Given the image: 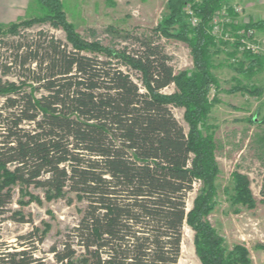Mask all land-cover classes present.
Masks as SVG:
<instances>
[{
    "label": "trees",
    "instance_id": "16d2710c",
    "mask_svg": "<svg viewBox=\"0 0 264 264\" xmlns=\"http://www.w3.org/2000/svg\"><path fill=\"white\" fill-rule=\"evenodd\" d=\"M40 1L51 11L41 22L62 27L67 39L44 30L21 34L37 23L32 19L10 25L18 38L1 44L0 264H179L186 225L201 264H250L248 248L229 251L208 219L218 172L208 124L216 102L210 94L220 86L213 21L224 9L238 16L224 8L230 0H169V15L152 34L126 31L117 47L85 41L60 0ZM227 27L264 29V20ZM164 37L190 46L192 71H175ZM242 54L236 71L250 77L264 65L261 53ZM172 85L173 93L164 92ZM174 106L185 109L188 132ZM233 178L234 201L255 208L249 177ZM197 181L202 188L188 210ZM15 184L68 190L86 203L48 252L37 226L14 242L4 237L6 223L26 222L13 208ZM260 194L264 199V172Z\"/></svg>",
    "mask_w": 264,
    "mask_h": 264
},
{
    "label": "rangeland",
    "instance_id": "374dc122",
    "mask_svg": "<svg viewBox=\"0 0 264 264\" xmlns=\"http://www.w3.org/2000/svg\"><path fill=\"white\" fill-rule=\"evenodd\" d=\"M168 1L60 0L68 21L85 41L99 42L110 47L119 46L120 34L123 35L126 31L152 34L169 15ZM228 6L239 12L233 19L235 24L264 19V0H230L224 8ZM50 14V9L40 0H36L29 16L17 23L32 19L37 23L28 29H19L20 33L33 35L44 30L66 41L67 35L62 27L54 26L49 20L41 22ZM222 19V15L218 17L220 22ZM10 27L0 26L4 31L0 34V51L3 42L18 38V35L9 31ZM172 30H178V26ZM220 40L218 51H212L215 65L213 74L218 78L220 86L210 94V98L216 102L210 109L208 124L209 133L216 145L218 172L215 180L216 192L208 219L224 238V245L229 251L238 244L244 245L250 252V264H264V199L260 194L264 172V65L250 77L236 71L234 66L243 60L242 52L236 50L228 38ZM256 40L259 53L264 57V29L257 31ZM161 41L172 58L171 64L176 72L193 70L191 48L186 42L175 37H164ZM233 53L235 55H231ZM236 86L241 87L240 90L232 91ZM242 87L260 88L262 94L251 95ZM175 90V85H172L164 92L173 93ZM173 112L188 132L185 109L174 106ZM235 172L249 177L256 199L255 208L251 209L234 201ZM201 188L202 182L197 181L194 191L188 197V210L193 207L194 199ZM13 193V208L21 211L26 222L6 223L4 237L14 242L18 234L37 226L45 237L41 246L45 252L64 237L69 227L78 223L86 205L84 200L68 190L56 194L44 188L15 184ZM179 264H201L195 248V232L189 225L184 228Z\"/></svg>",
    "mask_w": 264,
    "mask_h": 264
},
{
    "label": "built area",
    "instance_id": "2783aa9c",
    "mask_svg": "<svg viewBox=\"0 0 264 264\" xmlns=\"http://www.w3.org/2000/svg\"><path fill=\"white\" fill-rule=\"evenodd\" d=\"M236 13L238 14V10L234 8ZM189 13L191 14V22L193 24H196L198 22V19L193 15V13L189 10ZM223 16V19L221 22L218 20V17ZM234 23L233 18L228 15V12L226 9H224L220 14H218L213 21V33L219 38H228L232 44L234 42L239 43V48L242 53L244 51H251L252 53H258L259 52V46L258 42L256 40L257 37V31L261 29H238L233 31L230 27H227L228 24ZM222 30V34H221ZM220 32V34H219Z\"/></svg>",
    "mask_w": 264,
    "mask_h": 264
},
{
    "label": "crops",
    "instance_id": "0c3cea01",
    "mask_svg": "<svg viewBox=\"0 0 264 264\" xmlns=\"http://www.w3.org/2000/svg\"><path fill=\"white\" fill-rule=\"evenodd\" d=\"M36 0H0V26H10L29 16ZM264 20V19H257Z\"/></svg>",
    "mask_w": 264,
    "mask_h": 264
}]
</instances>
